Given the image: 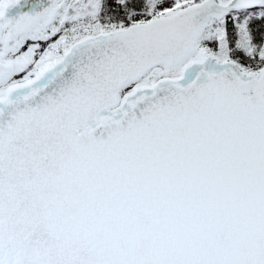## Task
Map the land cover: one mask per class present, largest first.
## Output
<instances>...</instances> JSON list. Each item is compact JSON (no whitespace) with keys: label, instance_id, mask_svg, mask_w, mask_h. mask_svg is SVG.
Returning <instances> with one entry per match:
<instances>
[{"label":"snow or ice","instance_id":"obj_1","mask_svg":"<svg viewBox=\"0 0 264 264\" xmlns=\"http://www.w3.org/2000/svg\"><path fill=\"white\" fill-rule=\"evenodd\" d=\"M0 264H264V0H0Z\"/></svg>","mask_w":264,"mask_h":264}]
</instances>
